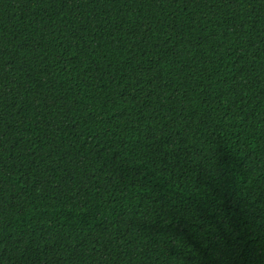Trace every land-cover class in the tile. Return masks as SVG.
<instances>
[{
	"label": "trees",
	"instance_id": "1",
	"mask_svg": "<svg viewBox=\"0 0 264 264\" xmlns=\"http://www.w3.org/2000/svg\"><path fill=\"white\" fill-rule=\"evenodd\" d=\"M0 264H264V0H0Z\"/></svg>",
	"mask_w": 264,
	"mask_h": 264
},
{
	"label": "snow or ice",
	"instance_id": "2",
	"mask_svg": "<svg viewBox=\"0 0 264 264\" xmlns=\"http://www.w3.org/2000/svg\"><path fill=\"white\" fill-rule=\"evenodd\" d=\"M212 207L219 212L217 205L213 204ZM221 215H222V213H221ZM177 216L184 223H187L189 220H192V222L194 223L195 220L193 218L196 217V213L191 208H185V209L178 210ZM178 243H181V242L178 241ZM181 246H182V244H181Z\"/></svg>",
	"mask_w": 264,
	"mask_h": 264
}]
</instances>
